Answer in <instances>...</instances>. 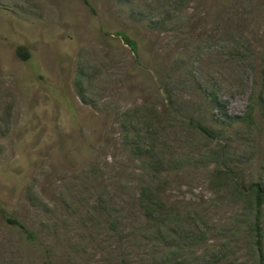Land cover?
Wrapping results in <instances>:
<instances>
[{"label": "rangeland", "instance_id": "obj_1", "mask_svg": "<svg viewBox=\"0 0 264 264\" xmlns=\"http://www.w3.org/2000/svg\"><path fill=\"white\" fill-rule=\"evenodd\" d=\"M88 2L0 0V264H264V0Z\"/></svg>", "mask_w": 264, "mask_h": 264}, {"label": "trees", "instance_id": "obj_2", "mask_svg": "<svg viewBox=\"0 0 264 264\" xmlns=\"http://www.w3.org/2000/svg\"><path fill=\"white\" fill-rule=\"evenodd\" d=\"M86 4H88V0H83ZM120 35L123 37L126 43L130 45V47L135 50L136 49V43L133 39L129 38L126 34L120 33ZM16 53L26 59L29 57V53L25 50L23 46H17L16 47ZM251 120V118H248ZM199 128L209 134V131L203 127L199 126ZM253 192L255 194V210H256V215L258 216L261 205H262V198L264 195V190L263 188L258 185V184H253ZM0 215L12 226L17 227L25 236V238L30 241V242H35L38 239V236L35 231L28 229L23 223H21L17 218L10 216L3 208L0 207Z\"/></svg>", "mask_w": 264, "mask_h": 264}]
</instances>
